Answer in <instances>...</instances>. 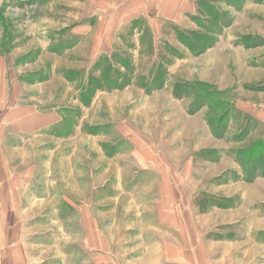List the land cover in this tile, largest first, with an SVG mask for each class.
<instances>
[{
	"label": "rangeland",
	"instance_id": "374dc122",
	"mask_svg": "<svg viewBox=\"0 0 264 264\" xmlns=\"http://www.w3.org/2000/svg\"><path fill=\"white\" fill-rule=\"evenodd\" d=\"M2 229L22 264H264V0H0Z\"/></svg>",
	"mask_w": 264,
	"mask_h": 264
},
{
	"label": "crops",
	"instance_id": "0c3cea01",
	"mask_svg": "<svg viewBox=\"0 0 264 264\" xmlns=\"http://www.w3.org/2000/svg\"><path fill=\"white\" fill-rule=\"evenodd\" d=\"M7 233V231L1 230L0 236V264H22L24 261L21 254L19 253V248L17 242L13 243L10 240L7 242L2 235ZM4 240V241H3Z\"/></svg>",
	"mask_w": 264,
	"mask_h": 264
}]
</instances>
